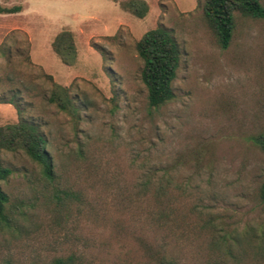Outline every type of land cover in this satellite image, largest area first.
I'll use <instances>...</instances> for the list:
<instances>
[{
	"label": "rangeland",
	"instance_id": "374dc122",
	"mask_svg": "<svg viewBox=\"0 0 264 264\" xmlns=\"http://www.w3.org/2000/svg\"><path fill=\"white\" fill-rule=\"evenodd\" d=\"M122 1L0 0V96L20 110L0 103V126L36 125L53 163L47 179L3 152L0 264H264V19L237 16L222 48L203 0H144L143 18ZM159 26L180 57L153 108L136 44ZM64 30L72 66L51 49Z\"/></svg>",
	"mask_w": 264,
	"mask_h": 264
},
{
	"label": "trees",
	"instance_id": "16d2710c",
	"mask_svg": "<svg viewBox=\"0 0 264 264\" xmlns=\"http://www.w3.org/2000/svg\"><path fill=\"white\" fill-rule=\"evenodd\" d=\"M120 7L137 18H143L148 12V5L144 0H124ZM201 7L205 21L222 48L229 44L237 16L264 19V7L260 0H203ZM13 12V9L0 8V13ZM51 49L63 65L72 66L75 63L77 52L70 31L59 32L51 43ZM136 51L142 61L140 78L147 90L148 104L153 108L160 107L173 98L172 83L179 65V47L171 33L159 26L140 38ZM16 97L15 92L8 98L0 96V103L11 104L20 113ZM48 102L61 110L67 106L73 107L66 90L57 84H53ZM252 140L264 154V132L254 136ZM46 147L47 142L40 129L22 118L14 124L0 126V219L4 217L7 203L1 183L9 175V170L2 164L3 152L22 151L40 166L44 177L51 179L53 163ZM259 197L264 201V182L260 186ZM53 264L67 263L57 259Z\"/></svg>",
	"mask_w": 264,
	"mask_h": 264
}]
</instances>
